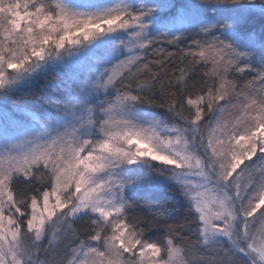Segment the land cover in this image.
<instances>
[{"label": "snow or ice", "instance_id": "snow-or-ice-1", "mask_svg": "<svg viewBox=\"0 0 264 264\" xmlns=\"http://www.w3.org/2000/svg\"><path fill=\"white\" fill-rule=\"evenodd\" d=\"M0 264H264V0H0Z\"/></svg>", "mask_w": 264, "mask_h": 264}, {"label": "trees", "instance_id": "trees-1", "mask_svg": "<svg viewBox=\"0 0 264 264\" xmlns=\"http://www.w3.org/2000/svg\"><path fill=\"white\" fill-rule=\"evenodd\" d=\"M170 50L175 51V49H170ZM48 79L54 80L56 83L66 82L65 78L63 77L62 74L60 76H58V77L49 76ZM43 82L44 81L41 80L40 84L42 85ZM39 86L40 85H37V86H35V87L31 88V89H27L26 91L28 93H30L31 95H38ZM25 98L26 97L24 95L17 94V96L14 97V100L17 101L18 103H20L21 105H23ZM7 108H8V110H11L13 108V104L11 102H9ZM139 199H140L141 203H143L144 199H148L154 205H156V204H165V205L175 206L177 208L181 207L180 198L178 196H176L173 191H170V190H167V189L154 192V193H152L149 196H145L144 194H141Z\"/></svg>", "mask_w": 264, "mask_h": 264}]
</instances>
